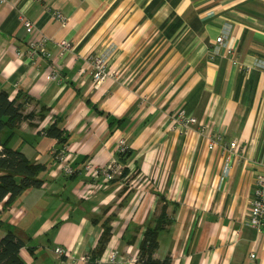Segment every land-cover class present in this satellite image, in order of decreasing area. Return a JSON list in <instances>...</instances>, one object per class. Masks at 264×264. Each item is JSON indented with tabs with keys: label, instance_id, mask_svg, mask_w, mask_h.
<instances>
[{
	"label": "crops",
	"instance_id": "0c3cea01",
	"mask_svg": "<svg viewBox=\"0 0 264 264\" xmlns=\"http://www.w3.org/2000/svg\"><path fill=\"white\" fill-rule=\"evenodd\" d=\"M20 11L53 56L57 42H70L60 82H48V61L32 66L17 55L27 50ZM95 55L112 71L97 86L86 62ZM0 91L28 97L24 114L33 117L8 146L42 165L38 188L10 205L8 197L0 201V238L11 230L23 241L25 264H71L53 254L58 246L75 258L91 256L107 219L111 236L96 260L113 264L114 253L115 262L136 264L145 226L162 206L169 223L156 259L264 264V222L260 233L247 226L254 176L264 167V0H6ZM181 109L198 125L178 135L168 124ZM53 122L77 170L117 159L123 140L130 152L124 177L80 199L88 178L62 172L59 146L43 134ZM209 134L222 137L211 150ZM232 141L235 153L224 147Z\"/></svg>",
	"mask_w": 264,
	"mask_h": 264
},
{
	"label": "built area",
	"instance_id": "2783aa9c",
	"mask_svg": "<svg viewBox=\"0 0 264 264\" xmlns=\"http://www.w3.org/2000/svg\"><path fill=\"white\" fill-rule=\"evenodd\" d=\"M31 2H38L39 0H29ZM6 0H0V4H4ZM53 18L60 22L61 24H66V19L58 11L52 13ZM19 20L22 24L25 33V42L27 45V50L22 52H17L18 56L25 57V59L32 66H37L39 60H46L49 63L50 71L47 75L48 82H60L61 81V65L59 60L62 59L67 52L71 49V44L67 40H61L56 43L57 52L53 56L45 47L47 39L45 37L37 38V30L34 24L25 17V15L20 11ZM215 42L217 44L223 43L222 36L216 38ZM227 54L232 55L233 50L227 47ZM214 55V54H212ZM89 65V77L94 86H97L104 82L110 75L112 71L107 69L106 62L101 56H89L86 60ZM84 72V70H80ZM168 129L174 131L178 135H183L187 133L192 127L197 126V120L190 114H187L184 110H178L169 118ZM208 149L211 150L216 144L222 142V137L220 135L209 134ZM225 147V150L229 153H235L237 150L236 142H229ZM127 151V146L123 140H119L116 146V153H124ZM56 159L61 165L62 172L66 176H71L75 172L83 171V174L88 178V182L85 184L83 190L77 195L80 199H88L95 194L98 187L102 184L105 185L110 183L116 178H120L125 165L122 164L118 159H112L107 164L97 165L94 161H87L84 163L79 170L71 165V162L66 154L65 148L61 149L56 154ZM228 160V158L226 159ZM227 167V165L225 164ZM264 222V167L256 173L253 181V198L249 205V215L247 220V226L254 229L256 233L261 232V227ZM53 254L58 259L66 258L71 264H88L92 262L93 264H102L99 260H91L89 254L81 255L75 258L74 254L68 251L64 247H55ZM251 258H254L253 254H250ZM110 263L120 264L115 262V254L111 253L108 258ZM136 263V261H135Z\"/></svg>",
	"mask_w": 264,
	"mask_h": 264
},
{
	"label": "trees",
	"instance_id": "16d2710c",
	"mask_svg": "<svg viewBox=\"0 0 264 264\" xmlns=\"http://www.w3.org/2000/svg\"><path fill=\"white\" fill-rule=\"evenodd\" d=\"M27 102L28 97L26 95L18 93L13 99H10L5 91H0V201L8 197L6 205L13 203L23 191L38 188L42 183L37 178V173L42 169V165L29 162L23 153L8 146V142L19 124L23 120H30L33 117L32 114H24V107ZM43 134L56 141L59 146L56 154L65 147L67 140L65 132L56 122L45 128ZM116 155L118 161L125 162L130 156V152L127 149L126 152ZM126 171L127 168L125 167L120 178L124 177ZM168 223L165 207L162 206L153 224L145 226L138 244L136 264H171L169 256L163 259L154 257L159 246V234L165 230ZM1 225L2 221L0 220ZM102 227L103 231L98 239L96 249L91 253L92 261L96 260V257L104 250L111 236L109 219L102 223ZM23 246V241L11 230H7L5 235L0 238V264H25L19 255Z\"/></svg>",
	"mask_w": 264,
	"mask_h": 264
},
{
	"label": "rangeland",
	"instance_id": "374dc122",
	"mask_svg": "<svg viewBox=\"0 0 264 264\" xmlns=\"http://www.w3.org/2000/svg\"><path fill=\"white\" fill-rule=\"evenodd\" d=\"M122 163V162H121ZM123 164V163H122ZM123 171H124V169H123Z\"/></svg>",
	"mask_w": 264,
	"mask_h": 264
}]
</instances>
